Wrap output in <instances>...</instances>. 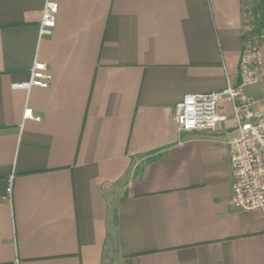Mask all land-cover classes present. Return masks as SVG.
<instances>
[{
  "label": "crops",
  "instance_id": "0c3cea01",
  "mask_svg": "<svg viewBox=\"0 0 264 264\" xmlns=\"http://www.w3.org/2000/svg\"><path fill=\"white\" fill-rule=\"evenodd\" d=\"M52 1L40 36L43 0H0V264H264V210L231 203V102L216 131L174 122L237 82L244 0ZM36 62L48 85L14 88Z\"/></svg>",
  "mask_w": 264,
  "mask_h": 264
},
{
  "label": "built area",
  "instance_id": "2783aa9c",
  "mask_svg": "<svg viewBox=\"0 0 264 264\" xmlns=\"http://www.w3.org/2000/svg\"><path fill=\"white\" fill-rule=\"evenodd\" d=\"M58 5L43 0L39 35L49 36L55 26ZM263 36L245 42L234 85L206 94H188L174 106V122L180 132H213L227 120L217 111L218 103L227 99L232 104L236 136L228 144V163L232 176V206L240 211L264 210V115L259 104L247 98L244 90L260 81V45ZM50 76L44 64L34 63L27 82L16 89L44 88ZM33 117L32 110L24 113ZM10 189H7V193Z\"/></svg>",
  "mask_w": 264,
  "mask_h": 264
},
{
  "label": "trees",
  "instance_id": "16d2710c",
  "mask_svg": "<svg viewBox=\"0 0 264 264\" xmlns=\"http://www.w3.org/2000/svg\"><path fill=\"white\" fill-rule=\"evenodd\" d=\"M243 13L246 28L242 34V45L244 46L245 42L262 36L264 28V0H256L250 9L244 10Z\"/></svg>",
  "mask_w": 264,
  "mask_h": 264
},
{
  "label": "rangeland",
  "instance_id": "374dc122",
  "mask_svg": "<svg viewBox=\"0 0 264 264\" xmlns=\"http://www.w3.org/2000/svg\"><path fill=\"white\" fill-rule=\"evenodd\" d=\"M255 1L256 0H244L243 2H244L245 11L247 9H250L254 5Z\"/></svg>",
  "mask_w": 264,
  "mask_h": 264
}]
</instances>
